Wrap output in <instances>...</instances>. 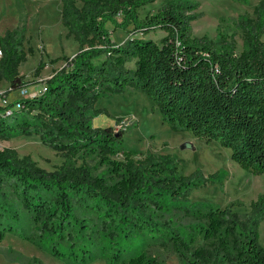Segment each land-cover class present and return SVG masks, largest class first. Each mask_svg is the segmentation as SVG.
<instances>
[{"label":"trees","instance_id":"1","mask_svg":"<svg viewBox=\"0 0 264 264\" xmlns=\"http://www.w3.org/2000/svg\"><path fill=\"white\" fill-rule=\"evenodd\" d=\"M153 1L60 0L61 24L77 50L50 58L64 63L12 115L0 105V139L37 134L62 160L46 169L29 154L0 148V239L14 232L74 264L105 252V264H163L148 241L169 244L181 264H264V193L244 212L232 209L238 201H191V191L218 181L219 171L186 174L169 153L124 145L130 124L121 125L122 117L114 118L118 128L93 124L107 113L94 106L100 96L140 90L171 129L215 140L240 167L264 173V0L237 18L220 16L214 38L192 34L196 0H164L141 17L138 9ZM107 21L128 36L111 39ZM155 30L163 32L158 41L146 36ZM25 43L23 25L0 36V80L8 82L0 96L37 82L18 72L33 52ZM45 63L39 59L34 78ZM4 256L43 264L12 248Z\"/></svg>","mask_w":264,"mask_h":264},{"label":"rangeland","instance_id":"2","mask_svg":"<svg viewBox=\"0 0 264 264\" xmlns=\"http://www.w3.org/2000/svg\"><path fill=\"white\" fill-rule=\"evenodd\" d=\"M164 0H155L138 9L142 17L153 12ZM196 17L191 21L192 34H206L210 38L216 35V26L220 16L237 18L244 12H251L258 0H196ZM120 19V16L117 17ZM24 26L25 46L30 45L32 53L18 67V72L25 80L36 79L29 84L28 89H39L45 77L53 69L64 63V59L49 62L57 56H71L77 50V43L71 36L66 35V29L60 21V0H0V36L7 29ZM110 31L111 39L122 42L128 32L114 28L112 22H105ZM230 33L232 28H226ZM163 35L159 30L146 34L156 41ZM264 41V32L261 35ZM236 50L241 48L240 33L236 32ZM45 61L40 74L34 78L33 70L39 59ZM8 82L0 80V93H5ZM17 90L10 91L6 98L11 101L17 97ZM95 107H104L107 113L93 119L94 125H114L115 117H122L121 125H129L122 135L123 144L141 152L169 153L179 160L178 167L184 173L200 169L203 175L218 172L214 183L203 184L194 188L190 193L191 201H207L223 207L231 201H238L232 209L244 212L249 209L250 200L264 193V173L253 174L240 167L230 157V149L215 140H206L194 136L185 129L173 130L161 118L157 106L146 94L136 89H126L113 94L100 96ZM116 128L119 125H114ZM13 147L19 154H29L38 165L52 169L61 162V156L52 147L43 144L38 135L19 134L9 139H0L1 147ZM91 217V214H88ZM100 228V226H96ZM259 236L264 233V218L260 221ZM144 239L142 235L136 237ZM149 251L156 255L163 264H181L179 256L169 244L153 242L146 245ZM12 248L27 257H37L43 264H74L52 255L47 249L31 243L14 232L7 231L0 239V264H22L4 256V251ZM96 258L83 264H105L107 253L96 254Z\"/></svg>","mask_w":264,"mask_h":264},{"label":"built area","instance_id":"3","mask_svg":"<svg viewBox=\"0 0 264 264\" xmlns=\"http://www.w3.org/2000/svg\"><path fill=\"white\" fill-rule=\"evenodd\" d=\"M1 53V51H0ZM45 89L44 84L36 90L28 89L27 86L20 87L17 89V97L12 101V105L6 106L9 102V100L6 98V96H0V105H3L4 108L1 110V114L5 116L12 115L16 110H18L21 107L20 104V98H32L39 95L43 90ZM6 106V107H5Z\"/></svg>","mask_w":264,"mask_h":264},{"label":"crops","instance_id":"4","mask_svg":"<svg viewBox=\"0 0 264 264\" xmlns=\"http://www.w3.org/2000/svg\"><path fill=\"white\" fill-rule=\"evenodd\" d=\"M49 74H50V73H49ZM49 74H48L46 77H48V76H49ZM46 77H45V78H46Z\"/></svg>","mask_w":264,"mask_h":264}]
</instances>
